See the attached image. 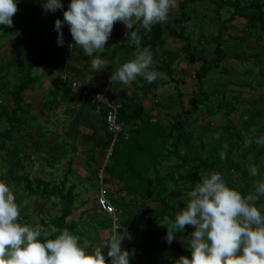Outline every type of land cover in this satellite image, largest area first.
<instances>
[{"label":"trees","instance_id":"trees-1","mask_svg":"<svg viewBox=\"0 0 264 264\" xmlns=\"http://www.w3.org/2000/svg\"><path fill=\"white\" fill-rule=\"evenodd\" d=\"M35 1L37 0H19L17 7L22 11L23 4H33ZM66 1L69 2L68 0ZM209 1L213 3L216 14H220L223 9L229 13V18L221 21L220 17L217 23L219 35L218 41L215 44L216 54L214 55L216 58L211 64L203 60L204 56L199 54L201 51H198L195 47H190V37L186 32V25L190 14L185 8L195 2H202V0H183L179 7L178 16H174L170 10L168 21L154 24L151 31L143 29L139 20H134L133 22L134 30L141 37V45L150 47L153 52L151 68L165 73V78H158L148 83L143 77L137 76L134 80L135 85L133 86L132 94L127 98L121 99L111 89L104 91V94L108 95L114 103L120 105L117 120L126 123L128 126L127 129L124 126L123 132L116 139L110 157V164L106 167V173L109 177H115L114 172L117 170L119 178L129 186L130 192L126 194L127 197L123 195V198L125 197L126 199L121 198L122 201L117 204L118 208L124 214L123 210H126L128 205L131 204L130 206L134 212L141 215V221L147 224L148 227L151 226L150 231L154 227L155 231H151L150 236L154 233L155 236L161 239L164 238L167 230L165 227L167 224L165 217H174L178 207L182 208L187 202V193L201 180L205 173L210 171L220 172L225 182L230 183L232 188H235L242 194H248L253 190L252 180L254 178H247L246 173L249 172L248 169L240 167L241 162H248L245 153L242 152L244 149L242 144L243 137L235 131L236 134L233 137L231 145L227 148L224 147L225 143L223 139L231 127L230 114L235 111L234 105L237 99L235 101H228L223 96V91L218 89L213 90L211 93L197 89L196 92L199 93L200 98L195 97L193 92L186 95L178 92L176 96L178 102L175 103V110H173L172 114L170 110L174 108V105L171 103V99L161 102V104L158 101H153L160 94V90L168 84L165 80H167L170 67L175 65V53L184 55V62L189 64V66L191 65V67L195 63L202 62L201 68L195 72V77L198 81L197 87H200L199 82L203 81L207 72L215 69L219 65L220 60L224 61V59H228L231 53V59L239 63H246L248 61L257 63L260 65L259 74L262 80L257 83V88H260L258 89L260 90L258 94L260 98L262 94L264 95V0ZM235 19H239V22L241 23L242 21L243 24L234 23ZM117 25L120 30H118L117 34L114 33L113 37L110 36L109 43L105 44V46L111 44L112 49L107 52H101L98 55L105 60L106 67L104 70L108 72V76H111L112 71L118 68L119 65L132 59L135 50V45L128 40H122V43L118 44L116 40L118 38L117 35L120 33L124 35L126 31L131 30L126 29L122 22H119ZM235 30L244 34L240 44L249 40L251 45L243 47L242 54L239 55L235 50L231 51L228 48H225L224 52L220 51L219 49L224 42L222 41L223 36L226 34L233 38L237 34L236 32L232 33ZM29 43H24L17 37L11 48L10 57L0 62V94L2 95L0 99V122L4 126L3 129H0V170L4 166L6 170V178H0V180L5 181L8 185L9 182H12L14 193L17 192L16 186H22L30 196L40 195L43 199L55 196L61 208L58 216L54 217L50 222L57 230L56 233L53 232L54 238L59 234V230L64 228H67L74 234L76 225L74 223L67 224L65 221L72 214V209L75 208L76 188L80 181L76 179L69 181L66 174L57 183L42 179H32V181L28 176L21 175V171L24 170V163L19 159V151L14 141V134H18L23 129V126L26 124V118H31L30 110L35 106L34 104H29V101L22 99L24 92L29 90L36 80V76L32 75V71L43 70L50 73H59L64 69L63 54L61 53L62 46H58L56 41L51 45L55 47L53 53L49 51L50 43L47 41L40 44L39 51L31 50V46H28ZM170 45H178L179 48L171 50L168 47ZM115 57H118L121 64L114 62ZM87 60L91 64V58L87 57ZM89 62L86 65H89ZM11 70L15 71L16 75L13 77L15 80L12 83L9 80V72ZM250 70L246 71V74H250ZM240 77L241 74L233 77L232 81L236 79L234 81L235 86L239 84L243 88L244 84L249 89L253 88L250 86V83L244 82L245 80L240 79ZM180 84H183V82L179 81L176 76L175 88L178 91ZM64 89L65 93L72 90L70 86L64 87ZM92 89L94 92H101V90L98 91L93 87ZM74 95L79 103L86 104L91 110L97 111V122L100 132L94 127H91V129L95 133H99V136L97 137L96 135L93 139L99 142L101 155H104L103 150L112 141V137L105 129V108L98 104L83 103L79 101L77 94L74 93ZM183 96H187V104H184L182 100ZM211 97L215 98L216 101H210ZM145 99H149L148 103L153 101L154 104L152 103L150 106L145 104L148 107L146 108L142 105V101ZM8 105H11V107ZM258 107L257 110H245V112H241V114H245L242 116L243 121L241 120V126L243 128L244 125L245 130L253 124L254 121L252 122L250 118L255 113V118L257 115L264 114L263 109ZM152 108L156 109L157 113L167 117L168 121L162 124L151 123L150 118L152 115L149 117V115L144 113L145 111L150 112ZM42 114L44 115L45 113ZM245 118H248V121ZM215 119L219 121L214 122ZM78 122L79 120L76 119L74 123L78 124ZM257 147H259L258 144L253 143L247 148L256 151V153L258 152L256 155L254 154V161L247 163L249 166L260 165L262 161L264 164V147H259L258 151ZM219 151L224 152L226 157H231L233 160L231 169L224 170L223 162L227 164V161L219 156ZM15 156L17 162L13 161ZM169 158L175 159L178 163L164 169L162 165ZM146 159L150 162H148L146 167L147 172L143 168L145 164L144 160ZM70 165L68 164L67 168ZM98 169V167L94 169V177L91 175L92 172L91 174L88 173L89 176L83 181L85 191L89 190L92 184L98 187ZM69 171L67 170L65 173ZM134 183H137V190L132 185ZM168 183H170L169 190L167 188ZM66 184H68L67 188ZM101 189L104 191L103 188ZM108 194L112 196L110 199L111 205H116L113 197L117 193L110 190ZM96 197H98V194ZM257 206H264L263 200L260 199L257 202ZM115 209L116 214L118 213L117 207ZM102 213L110 219L108 214ZM42 225L44 227L47 226L44 222ZM191 231H193V226L185 225V230L177 232L175 235L179 234V237L188 244ZM47 238L48 236L39 239L43 241ZM163 243H157L155 247L161 248V246H165L167 248V243ZM186 252L190 255L189 251Z\"/></svg>","mask_w":264,"mask_h":264},{"label":"clouds","instance_id":"clouds-1","mask_svg":"<svg viewBox=\"0 0 264 264\" xmlns=\"http://www.w3.org/2000/svg\"><path fill=\"white\" fill-rule=\"evenodd\" d=\"M18 2L0 0V26L12 25L11 17L17 11ZM175 6L176 0H69L66 9L62 0H42L41 3L45 12L62 10L63 19H56L53 28L57 33L56 43L62 46L64 63L74 45H78L91 57V69L103 71L105 60L94 54L105 50L115 22H122L130 29L125 35L135 45L133 58L122 63L110 76L111 82L119 81L124 85L137 76L148 83L165 78V73L151 68L153 52L150 47L141 45L133 22L139 20L143 29L151 31L154 24L168 21L169 12ZM67 66L57 73V84L63 73L75 78L68 74ZM75 79L91 84L86 79ZM255 143L264 146V137L257 138ZM220 156L223 158L224 153ZM250 175L258 176L256 166L251 167ZM261 198H264V178L256 179L253 190L242 194L228 186L220 172L205 173L187 193L184 206L178 207L173 218L165 217L164 239L169 245L177 232L185 230V225L193 226L186 247L190 257L181 255L174 264H264V206H257ZM19 216L20 208L13 190L0 180V264H106L105 249L107 264H130V256L134 255V249L122 247L124 234H112L103 247L96 246L89 251L67 228L60 229L54 238L42 241L40 228L21 224Z\"/></svg>","mask_w":264,"mask_h":264},{"label":"rangeland","instance_id":"rangeland-1","mask_svg":"<svg viewBox=\"0 0 264 264\" xmlns=\"http://www.w3.org/2000/svg\"><path fill=\"white\" fill-rule=\"evenodd\" d=\"M182 1L183 0H176L175 8L171 9V13L174 16H178L179 7ZM41 3H42V0H37L33 2V4L31 3L23 4L22 11H20V9L17 7V11L11 17L12 25L10 27L0 26V62L2 60H7L10 57L11 48L13 46L14 40L17 37H19V39H21L24 43L30 42L28 46H31V50L33 51L35 50L39 51V48L41 47L40 44L47 41L50 43L49 44L50 52L53 53V51L55 50V47H52L51 45L56 41L57 33L56 31H54V28H53L54 34L51 32L49 23L51 22L53 26L54 21L56 19L58 18L63 19L62 10H57L54 13L45 12L42 10ZM62 3L64 4V7L66 9L68 2L66 0H62ZM185 9L189 11V14H190L189 20L186 25V32L190 37L189 45L190 47L191 46L195 47L198 51H201L199 52V54H202L204 56L203 60L211 64V62L216 58L214 55L216 54L215 44L218 41V35H219L217 23L220 17H221V21L229 18V13L226 12L225 9H223L222 12H220V14H216L215 7L213 6V3L209 0H202V2H195L194 4L188 5ZM239 21H240L239 19H235L234 23L243 24L242 21L241 23ZM118 23L119 21L115 22L114 24H118ZM65 25H63V27ZM117 30H119L118 27H117ZM61 32H62V29H61ZM235 32L237 34H235L233 38L227 36L226 34L223 36L222 41L224 42L222 43V46L219 49L220 51L224 52V49L228 48L231 51L235 50V52L239 55V54H242L243 47L245 46L249 47L251 45V42L249 40H246L245 42H243V44L242 43L240 44L242 40L241 38L243 37L244 34L238 30H235L234 32L232 31V33H235ZM64 37L65 36H63V38ZM116 40L119 44V43H122V40H127V38H126V35L125 34L123 35L122 33V35H120ZM108 41L106 42V44L109 43ZM236 46L237 48H235ZM239 46L241 47L239 48ZM168 47L171 50L172 49L176 50L179 48L178 45L177 46L170 45ZM111 49H112V45L108 44V46H105V50H98L94 55L100 54L101 52L110 51ZM174 55L176 56L175 61H174L175 65L170 67L169 69L170 72H168L169 75L167 74V78H166L167 80H165L167 81L168 84H166L164 88L160 90L161 91L160 94L156 97V99L154 98L153 101L154 102L158 101L159 104H161V102H166L168 99H171V103L174 105V108L170 110L172 114L173 110H175V103L178 102V99L176 97L178 92H181L184 95L190 94L193 92L195 97L200 98L201 96L199 95V93L196 92L197 89L205 90L207 93H211L213 90L218 89V90L223 91V96L226 99H228V101L230 100L235 101L237 99V102H235V105H234L235 111L230 114V119L232 121L231 127L226 132L225 138L223 139L225 143L224 147L227 148L229 147V145H231L234 135L236 134V132H238V134L243 137L242 144H243L244 149L242 152L245 153L246 160L248 162H253L255 159V155L258 152L256 153V151H252L247 148L251 144L255 143V140L257 138L264 137V114L257 115L255 118L254 116L256 114L255 113L250 118L252 122L254 121L253 124H251L250 128L245 130L244 125H243V128L241 126L242 116H244L245 114H241V112H245V110L247 111L257 110V106H259L258 108H262L264 112V95L262 94V97L260 98L258 94V91H260L258 89L260 88H257V83L261 80V76L259 74L260 65H258L257 63H252L250 61L246 62L247 64L239 63L231 59V55H232L231 53L228 59H224V61L220 60L219 65L215 69L207 72V74L205 75L206 77L203 79V81L199 82L200 87H197L198 81L196 80L195 72L201 68L202 62L195 63V65L191 67V65L189 66V64H186V62H184L185 60L184 55H180L177 53H175ZM114 62H116L117 64L120 63V61H118V57H115ZM249 69H251L250 74H246V71H249ZM38 72H41V70H33L32 75L34 76ZM239 74H241L240 79L245 80L244 82L250 83V86L253 87L252 89L245 87L244 84H243V88H241L240 85L237 83H236L237 86L234 85V81L236 79L232 81L233 77H236ZM15 76H16L15 71L11 70L9 72V80L11 83L14 82L15 78L13 77ZM176 76L179 81L183 82V84L179 85V91L175 88L176 87L175 85ZM51 81H53V79H51ZM115 82H116L115 87L118 90L117 94H121L125 97H129L130 96L129 89L133 90L134 88L133 86L135 85L134 81H132L128 85H124L122 83H120L121 85H118L117 81H114V83ZM125 86L127 87L129 86V89H125L124 88ZM33 87H38V85L36 84ZM51 88L54 89V85H50V89ZM1 97L2 95L0 94V99ZM22 97L26 101V99H28L27 92L24 93ZM213 97L210 98V101L211 100L216 101V99ZM40 100L41 98L38 100V103L40 102ZM48 100L49 99L46 98L44 102H47ZM182 100L184 104H187L186 103L187 96H183ZM153 101L151 103H148L147 106H150L153 103ZM48 105L50 104L43 103L44 108H46ZM85 105L86 104H84L83 109L88 110L89 112L92 113L93 111L89 110L88 107H86ZM142 105L148 108L145 105L144 100L142 102ZM8 106L11 107V105H8ZM48 112L49 111L45 113L46 116L42 115V117L39 118V121L40 120L45 121V119H48V122L51 123L52 119H56L59 122L60 118L63 121H65V119H67L68 117V115H63L61 113H58V115L55 117L52 115V111L51 113H48ZM144 114L148 115L149 111H145ZM249 114H252V113H249ZM79 119H80V116H79ZM245 120L248 121V118H245ZM167 121H168L167 117L155 111L152 113V117L150 118L151 123L162 124V123H166ZM218 121H219L218 119L214 120V122H218ZM66 122H69V121H66ZM53 125H55L54 128H56V132L59 133L60 124L53 122ZM125 126L127 129L128 126L126 123H125ZM3 128L4 126H2L0 122V129H3ZM16 136L17 134L14 135V137ZM28 139L26 140V143L25 142L23 143L25 144V146L28 143ZM83 145L81 147L80 146L78 147V149L81 151V154L77 153L76 157H70V158L68 156L65 157L69 165L71 164L69 167L71 172L65 173V171L62 172L60 170H57L62 167L61 165L56 166L52 170H48L50 167H47L45 164L28 162L30 158H25L26 159L25 161H27V163L31 165L24 164V167H23L24 171H21V175L28 176L29 179H34V180L42 179L44 181H51L52 183H57L60 180H62L64 174H66L68 178H70L69 180L76 179L80 181L79 184L81 188H79V190L82 191L83 188L85 187V186L83 187V181L85 180L87 176H89L88 170L90 167L84 163V160L88 155L84 152L83 148L87 149L88 152L90 153L92 151L89 147H84ZM258 146L262 147L261 145H258ZM259 147H257V151ZM220 153L221 152L219 151L218 152L219 156H220ZM223 159L227 161V164L223 162L224 170L231 169L233 165V160L231 159V157L230 156L226 157V154L224 153ZM166 160L168 161H166L162 165L164 169H167L171 167L172 165H174L175 163H178L173 158L172 159L169 158ZM144 161H145V164L143 165V168L145 169V172H147L146 167L149 161L147 159ZM247 163L246 161L241 162L240 167L244 169L245 168L248 169L249 172L246 173V176L247 178H254V180H252V185H253L256 179L264 178V164L262 161L260 165L259 164L256 165L258 169V176L253 177L250 175V169L252 166L247 165ZM84 171H87V172H84ZM5 175H6V170L4 166L0 170V178L5 179L6 178ZM114 176H118V172H116ZM169 184L170 183L167 184L168 190L170 189ZM227 184L228 186L231 187L230 183H227ZM93 185L94 184H92V187L89 190L81 192V198L79 199H83V200H87V202H91L92 200L91 197H93L94 194L97 193L98 191V187L93 186ZM9 186L11 189L13 188L12 182H9ZM16 188H17L16 189L17 192L14 195L16 197V202L20 208V216L18 218L19 222L21 224H27L29 226H33V225L38 226L41 231L40 238H45L46 236H48L47 239L53 238L54 236L53 232L56 233L57 230L54 228V226H52L50 222L54 217H56L55 215L59 214L58 212H60V208H61L55 196L48 197L49 199L48 198L43 199L42 196L40 195H34V196L28 195L22 186H16ZM102 188L103 190L105 188L106 191L111 190V187L108 185L107 178L104 180ZM129 192L130 190L128 188L125 191V194ZM44 200H47V201H44ZM261 200H263L264 202V198H261ZM77 201H78V198H77ZM186 201H187V198H186ZM75 203L76 202H74V204ZM46 207H49V208H46ZM262 211H264V209H262ZM77 213L78 212H73L71 215L72 216L71 218L75 219L77 217ZM126 215L130 216L131 213L128 211ZM85 219H87V215ZM137 219L140 222L141 215H138ZM115 220L117 222L116 214H115ZM43 222L47 225L46 227L42 225ZM115 225L117 226V228H119L117 224ZM49 229L52 230V234L49 232ZM150 232L151 231L149 229L144 228L143 236L139 233L138 235L136 234V236H134L133 234L128 235L131 238H134L135 242L137 243L143 244L145 242L147 244V247H146L147 253L150 255L154 254L158 258L157 260L153 259L151 261L152 255H151V258H148L147 254L145 252H142V256L146 258L144 264H174V261L178 259L179 256L181 255L190 257V255H188L186 252L188 251L186 248L187 244L185 243L184 240H182L181 237H179V234L175 235V239L170 245L166 244L167 248H165V246L164 247L161 246V248L157 247L156 251L154 253L153 252L151 253V247L155 246L157 244V240L159 239L155 237L154 233L152 234V236H150ZM161 241L163 243L165 242V239L163 238L161 239Z\"/></svg>","mask_w":264,"mask_h":264},{"label":"crops","instance_id":"crops-1","mask_svg":"<svg viewBox=\"0 0 264 264\" xmlns=\"http://www.w3.org/2000/svg\"><path fill=\"white\" fill-rule=\"evenodd\" d=\"M50 24V30L53 32V26ZM118 29L120 30L119 26L117 24L113 25V29L111 31V37H113L114 33L117 34ZM121 35H117L118 37ZM116 37V36H115ZM74 43V42H73ZM50 51V47H49ZM63 53V52H61ZM97 56L99 54H96ZM88 58H91L87 56L82 48L78 45H74V49L70 52V56L65 57V66L64 69H66L68 74L74 76L75 78H78L79 80H87L90 81L92 84V87L94 89H97L98 91H105L108 89H111L116 95H119L120 98H127L121 94H117L116 89V82H111L110 76H108V72L104 71H93L91 69V64L87 60ZM104 59V58H103ZM119 61V60H118ZM89 62V65H86V63ZM57 73L49 72V71H43L36 73V80L34 82L35 86L36 84L38 87H31L29 90H26L24 93L27 92L28 99L26 101H29V104H34L35 106L30 110L31 118H26V124L23 126V129L17 134L16 137H14V141L16 142L17 150L19 151V159L24 163L28 164L27 161H25V158H30L28 162L32 163H38V164H45L47 167H50L48 170L54 169L56 166H62L60 171H67L70 170L67 168V165L69 164L65 157H76L77 153L81 154V151L78 149V147L83 146L89 147L92 151L91 153L88 152L87 149H84V152L88 155L84 163L89 167L88 172L94 177V169L97 167L98 172L99 170L103 169L102 173V183L104 181V178L108 180V185L111 187V191L114 193H117L113 198L116 205H113L115 208L117 207L118 213H116L117 222L116 224L119 226L116 230H113V225L111 223V219H109L106 215L100 211L96 204V194H94L91 200V202H87V200L79 199L81 198V192H84V188L82 191L79 190L81 188L80 182H78L76 191H77V197L75 199V204L72 209V212H78L77 217L71 218L72 214L66 219V223H74L75 229L74 234L79 237V242L82 247H84L86 250L91 251L92 248L96 246L103 247L104 242L106 239L111 236L112 234L116 235H122L124 234V238L122 240V247L128 250L134 249V255L130 256V264H144L146 258L142 256V252H145L148 256V258H151V255L147 253L146 247L147 244L144 242L143 244L135 242L134 238L128 239L129 234H133L136 236L141 234L143 236V230L151 228L148 227L147 224L137 219V212H134L132 207L128 205L126 210H123L124 214L121 212L122 210L118 208V203L122 201L123 195L127 197V193L125 194V191L129 188V186L126 185V183L122 182V180L118 176H115L113 178L109 177L106 173V167L109 166L110 160L103 164L102 161V153L99 149V142L95 138L99 136V133H95L91 127H94L100 132L98 128V122H97V111H93L92 113L88 110H84L83 106L84 104H81L77 101L74 93L68 92L65 93V89L59 87V85L56 82ZM53 79V81H51ZM121 82L117 81L118 85ZM50 85H54V89H50ZM125 89H129V86H125ZM131 95L132 89H129ZM41 98L40 102L38 103V100ZM48 98L49 100L47 102H44ZM23 99V97H22ZM156 99V98H155ZM25 101V99H23ZM149 99H145L144 103L147 105ZM143 102V101H142ZM43 103L50 104L46 108L43 107ZM42 104V105H41ZM41 105V106H40ZM87 107V105H85ZM91 110L90 108H88ZM51 113L53 116H57L58 113H61L63 115H68L67 119L63 121L60 118V121L58 122L56 119H52V122L49 123L48 119H45V121L40 120L39 118L42 117V113ZM158 112L156 109H151L149 112V117L152 115L153 112ZM46 116V114H44ZM80 116V119H79ZM78 119V124H75V120ZM69 121V122H66ZM53 122L59 123L60 125V132H56V128H54L55 125H53ZM42 123V124H41ZM15 135V134H14ZM96 137V138H97ZM29 138V139H28ZM28 139V143L25 146L23 144L26 143V140ZM6 156V155H5ZM14 156V154H13ZM93 159V160H92ZM14 162H17L16 156L13 158ZM31 165V164H28ZM44 167V166H43ZM117 167V166H116ZM115 167V169H116ZM24 171V170H23ZM70 172V171H69ZM87 172V171H84ZM118 172L115 170L114 174ZM106 174V175H105ZM111 176V175H110ZM74 177V176H72ZM70 179V178H69ZM68 179V180H69ZM32 180V179H30ZM74 180V179H72ZM69 180V181H72ZM95 181V180H94ZM129 182V181H128ZM136 184H132L134 188L136 189ZM66 188L68 184L65 185ZM105 190V188H104ZM137 190V189H136ZM105 193L109 197V199L112 198V196L108 193H110V190H105ZM16 194V192L14 193ZM78 198V201H77ZM122 198V199H121ZM128 199V198H127ZM57 206V205H56ZM81 207V208H80ZM49 208V207H46ZM116 210V209H115ZM58 211V210H57ZM130 212L131 215H126L127 212ZM87 215V219H85ZM55 216H58L55 215ZM151 231H155L154 228ZM49 232L52 234V230L49 229ZM150 237V236H149ZM159 240H157V243H162L161 238L158 236H155ZM106 249H105V257H106V264H107V256H106ZM156 251V247H151V253ZM158 258L153 254L151 261Z\"/></svg>","mask_w":264,"mask_h":264},{"label":"built area","instance_id":"built-area-1","mask_svg":"<svg viewBox=\"0 0 264 264\" xmlns=\"http://www.w3.org/2000/svg\"><path fill=\"white\" fill-rule=\"evenodd\" d=\"M58 84L62 87H71L72 90L78 95L79 101L83 103H91V104H98L105 108L106 115H105V125L108 134L112 137V141L110 145L104 149V163L105 164L109 158L111 157L112 150L115 144L116 139L118 136L123 132L125 124L117 120L118 116V109L120 105L118 103H114L112 99L103 91L101 92H94L90 83H80L77 79L68 76L67 74L63 73L58 79ZM102 173L103 169L99 170L98 173V197H97V205L99 209L108 214L112 221L113 230L117 229L115 225V210L113 206L107 200L104 191H102ZM100 184V185H99Z\"/></svg>","mask_w":264,"mask_h":264}]
</instances>
